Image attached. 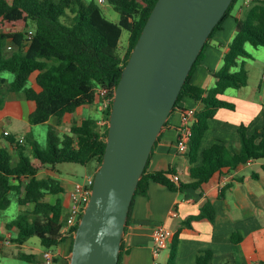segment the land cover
Returning a JSON list of instances; mask_svg holds the SVG:
<instances>
[{"label": "trees", "instance_id": "trees-1", "mask_svg": "<svg viewBox=\"0 0 264 264\" xmlns=\"http://www.w3.org/2000/svg\"><path fill=\"white\" fill-rule=\"evenodd\" d=\"M157 1L107 0L106 3L120 16L119 23H114L105 17L97 0H0V108L9 88L35 104L29 119L31 125L48 124L52 117L60 124L65 115L75 113L80 107L101 104L100 89H107L113 97ZM237 1H233L210 35L174 108H178L184 97L203 104V109L195 113L187 141L185 154L191 164L190 182L177 186L168 178L169 174H176L171 168L166 172L149 173V159L135 196L147 194L151 182L179 192L200 189L223 169L235 170L249 161L264 160V130L250 135L248 127L243 125L239 127V148L218 141L201 151L209 121L220 109H235L234 104L220 96L229 89H241L248 84L243 61L248 56L246 44L264 47V0H253L243 18L236 19V34L224 57V66L214 73L215 86L205 90L192 84L193 73L204 59L211 39L230 17ZM123 31L128 32L124 53L121 49ZM4 73L13 74L14 80L10 82ZM33 79L39 92L31 85ZM111 109L112 104L104 111V126L99 125V119L86 118L65 135L49 126L46 151L30 136L31 154L14 136L7 137L18 159L14 160L7 146L0 149V212L11 205L12 195L21 207L29 208L6 224L7 230L15 231L14 234L10 232L15 243L24 245L30 238L37 237L44 249L53 250L64 242L61 230L66 213L65 190L58 179H40L38 174L45 169L55 171L58 164L85 166L93 160L99 168L106 149ZM220 196H224V189ZM47 198H54V201ZM204 218L211 222L215 220L211 202L199 215L185 221L173 235L169 242L168 264H176L182 228L190 226L193 220ZM6 237L0 235V242ZM232 240L238 243L242 238L236 234ZM18 257L29 262L35 259V256L23 253ZM212 258L211 251H201L197 255V264H212ZM120 261L121 254L119 264Z\"/></svg>", "mask_w": 264, "mask_h": 264}, {"label": "crops", "instance_id": "crops-1", "mask_svg": "<svg viewBox=\"0 0 264 264\" xmlns=\"http://www.w3.org/2000/svg\"><path fill=\"white\" fill-rule=\"evenodd\" d=\"M247 1L249 0H243V6L236 16H232L231 13L227 18L232 20L229 27L224 25L226 19L221 29L214 34L205 51L204 59L193 73V85L205 90L215 86L214 73L224 66V57L236 34V19L243 18L253 0H250L249 4H246ZM248 57L253 58L251 55ZM249 67L251 65L245 61V69L248 73L247 86L237 92L227 90L220 96V99L234 104L235 109H220L209 121L201 151L218 141L239 148L241 146L239 127L242 125L248 127L250 135L263 132L264 69L260 68L259 81L251 91ZM31 85L36 91H40L34 79ZM6 93L4 105L0 109V149L7 146L13 155L14 148L9 146L8 139L3 133L8 131L16 139L19 136L25 137L27 133L23 132V129L33 126L29 119L35 104L22 94L11 92L9 88ZM96 105L102 112L99 125L104 126L106 123L104 110L98 103L80 107L75 113L65 115L60 124L57 118L52 117L48 124L55 127L60 135L69 134L73 126L81 125L86 119L83 117L84 109ZM184 109L199 111L203 109V104L189 97L181 100L154 146L147 169L149 173L173 169L176 174H169L168 178L179 177L177 186L180 183L190 182V161L186 154L179 152L177 147L182 125L181 111ZM5 125H9L10 129ZM27 142L28 136L26 144ZM82 167L86 170L85 177L95 175L98 163L93 160ZM54 169L55 171L50 169L41 171L38 178L52 177L61 182L65 190L63 200L67 211L69 193L76 183L60 179L57 165ZM222 189H224L223 197L220 196ZM49 200L53 202L54 198ZM208 202H211L215 209V220L213 222L206 218L193 220L190 226L182 228L176 264H197V255L201 251L213 253L212 264H264V160L249 161L235 170L223 169L214 174L200 189H186L184 192H179L151 182L147 194L136 195L133 199L123 237L120 264H153L155 228L162 225L175 234L190 217L199 215ZM174 212L176 217L173 216ZM236 234L242 238L238 243L232 240L233 235ZM71 247L70 239L64 240L58 247L59 264H69ZM165 251H162L157 260L159 264H168L169 248Z\"/></svg>", "mask_w": 264, "mask_h": 264}, {"label": "water", "instance_id": "water-1", "mask_svg": "<svg viewBox=\"0 0 264 264\" xmlns=\"http://www.w3.org/2000/svg\"><path fill=\"white\" fill-rule=\"evenodd\" d=\"M233 1H157L114 93L105 153L69 264H119L131 204L154 146Z\"/></svg>", "mask_w": 264, "mask_h": 264}, {"label": "rangeland", "instance_id": "rangeland-1", "mask_svg": "<svg viewBox=\"0 0 264 264\" xmlns=\"http://www.w3.org/2000/svg\"><path fill=\"white\" fill-rule=\"evenodd\" d=\"M99 5L105 17L109 21L114 22V23H119L120 21L119 14L108 3L99 4ZM242 6H243V0H238L236 4L234 5L232 16H236V13L242 8ZM231 22H232L231 19H227L224 25L226 27H229ZM127 40H128V32L123 31L122 39H121L122 53L125 52V49L127 46ZM245 50L249 56L251 55L254 59H256L254 60L253 58H249L248 56L243 59L251 65V67H249L250 69L249 86H250L251 91H253L254 87L257 85L259 81L258 72L261 67L264 69V47L256 48L250 44H246ZM3 75L10 82L14 80V75L11 73H4ZM238 90L239 89H234V88L231 89V91L233 92H237ZM263 91H264V86H263ZM83 117L101 119L102 112L101 110H99V107L97 105L93 107H87L84 109ZM104 118H105V115H104ZM5 126L7 129H10L9 125L8 126L5 125ZM23 132L27 133V135L24 137L25 143L20 144V145H24L27 149H29L27 153L30 154L32 152L31 151L32 146L29 144V142H27L26 144L27 136L34 138L42 150L46 151L48 149L49 124L29 126L27 128L25 127V129H23ZM16 140L18 141V139ZM13 156H14V160L16 161L18 158H17V154L15 150H14ZM57 168H58V171L60 172L59 174L61 177L60 179L62 180H66L67 182L69 181L73 183L84 181L86 170L81 165L71 164V163L58 164ZM54 174H57V173L54 172ZM64 186L66 188L65 182H64ZM47 199L49 200L50 198H47ZM11 200H12L11 205L5 211L0 212V235L7 236L10 234L11 240H12L13 234L15 231L7 230L6 224L15 220L21 214L23 209L25 210L29 208L21 207L18 204L15 195L11 196ZM10 232L13 234H11ZM11 242H12L11 246L4 247L0 251V264H44L43 258H42V252L45 249L42 247L39 238L32 237L24 245H19L15 243L13 240ZM53 250L57 252L58 247L54 248ZM21 253L26 254V255H33L35 256V259L30 262L27 260L21 259L18 257V255Z\"/></svg>", "mask_w": 264, "mask_h": 264}, {"label": "built area", "instance_id": "built-area-1", "mask_svg": "<svg viewBox=\"0 0 264 264\" xmlns=\"http://www.w3.org/2000/svg\"><path fill=\"white\" fill-rule=\"evenodd\" d=\"M99 4H105L107 0H97ZM250 0L246 2L249 4ZM101 98V105L103 110L105 111L112 103L114 96L111 97L110 93L107 89H100L98 91ZM196 111L193 109H184L181 111V128H180V136L177 141V147L180 153L185 154L188 151L187 141L191 135L190 126L195 120ZM5 137L11 136V133L5 131ZM19 144L25 143V138L22 136L18 137ZM171 181L174 183H178L179 177L173 176L171 177ZM95 182V175H89L84 178L83 182H78L74 185L73 189L69 193V205L67 207V211L65 213V217L63 219L64 225L61 230V234L64 238L73 240L79 222L85 212V209L91 199L92 190ZM173 216L176 217V213H173ZM173 232L166 228L165 226H157L154 230V240L155 247L153 249L154 255V263L159 264L157 261L162 251L167 250L169 248V242L173 237ZM11 235H8L5 240L0 242V251L4 247H9L12 245ZM42 258L44 264H59V255L52 249H45L42 252Z\"/></svg>", "mask_w": 264, "mask_h": 264}]
</instances>
